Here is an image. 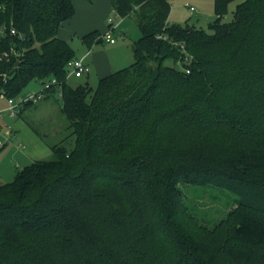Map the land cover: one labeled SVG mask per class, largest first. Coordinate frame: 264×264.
Returning <instances> with one entry per match:
<instances>
[{"label": "trees", "instance_id": "1", "mask_svg": "<svg viewBox=\"0 0 264 264\" xmlns=\"http://www.w3.org/2000/svg\"><path fill=\"white\" fill-rule=\"evenodd\" d=\"M228 1L207 32L172 23L170 0H111L141 35L92 89L67 81L73 0H0V95L49 81L75 136L0 184V264H228L264 243V0L225 22ZM186 183L238 194L229 237L190 211Z\"/></svg>", "mask_w": 264, "mask_h": 264}, {"label": "rangeland", "instance_id": "2", "mask_svg": "<svg viewBox=\"0 0 264 264\" xmlns=\"http://www.w3.org/2000/svg\"><path fill=\"white\" fill-rule=\"evenodd\" d=\"M216 0H170L172 9L169 20L172 23L183 26H193L203 28L207 32H212L211 24L217 18L215 12ZM244 0H229L227 11L222 20L229 22L234 17L237 4ZM193 7V9H192ZM109 16L114 18L115 28L111 31L113 37L121 47H111L105 37L101 41L94 43L96 49H107L112 59L118 60L123 55L127 60L115 64V70L130 66L135 60L133 50L134 41L141 35V31L133 17H122L115 11H111ZM109 16L102 19L97 26L101 32H108ZM108 19V20H107ZM1 34V33H0ZM80 54L87 50L88 45L82 40L80 34H75L69 41ZM122 50V51H121ZM101 57V56H100ZM167 64H174L172 60H167ZM174 65L180 66L179 63ZM67 81L72 86L83 84L86 81L96 88L100 77L93 71L90 79L89 73L83 76H75L73 69L68 67ZM114 70V71H115ZM43 87V82L32 80L21 92L22 95L28 92H37ZM47 99V100H46ZM47 103L42 107L41 104ZM62 100H57L53 95L44 97L43 100L35 102L22 115L10 116L7 111L9 106L8 97L0 95V184L14 180L17 172L34 160L50 158L52 156L51 145L66 140L69 149L74 147L75 136L71 135L68 128V120L61 111ZM38 106V107H37ZM184 194V201L190 211L207 227L217 228L218 232L229 237V227L231 212L236 207L239 200L238 194L223 185L209 184H180ZM221 236L214 238V243L220 240ZM231 246V245H230ZM229 246V247H230ZM248 252V258L236 261H229L228 264H264V243L252 246ZM221 256H219L220 258ZM221 263L226 264L224 258Z\"/></svg>", "mask_w": 264, "mask_h": 264}, {"label": "crops", "instance_id": "3", "mask_svg": "<svg viewBox=\"0 0 264 264\" xmlns=\"http://www.w3.org/2000/svg\"><path fill=\"white\" fill-rule=\"evenodd\" d=\"M73 2L76 8V11L72 17H70L69 19L63 22L62 26L59 29V33H58V35L61 38L67 41H70V39H72V36L77 33L80 34L83 40V36L86 33L96 30L98 28L97 26L101 24L98 21L108 18L111 11H114L111 0H73ZM110 43H112L113 46L111 47L113 49L114 47L120 48L122 45V44H118L117 46L116 39L114 42H110ZM122 55L123 56L120 59L114 61L112 57L109 55V53L107 52V49L101 52V50L96 49V45L93 44L87 50H83L82 52H80V54H76V57L84 58L85 61L89 64L90 73L87 76V78L90 79L91 73L93 71L100 78L115 72L116 71L115 64L119 62H124L125 59L127 60V56L124 55L123 53ZM86 82H90V81H86ZM41 100H43V98ZM47 105H48L47 103L41 104L42 107L47 106ZM29 107L30 106H28V108H26L22 112V114L25 113L29 109ZM22 114H19V115H22Z\"/></svg>", "mask_w": 264, "mask_h": 264}, {"label": "built area", "instance_id": "4", "mask_svg": "<svg viewBox=\"0 0 264 264\" xmlns=\"http://www.w3.org/2000/svg\"><path fill=\"white\" fill-rule=\"evenodd\" d=\"M109 22L114 24V18L112 16L109 17ZM112 30L113 29L110 28L108 32H106V34L103 36L106 38V40L110 42L115 41V38L113 37L111 33ZM1 32L2 30H0V33ZM11 32L13 34H16V30L14 28L11 29ZM7 54H8L7 52H4V54L0 53V58H2L4 55H7ZM68 67H71L73 69V72L75 76L77 77L83 76L85 73H88L90 71L89 64L82 57H75L71 59L68 63ZM51 82H56V80L53 79ZM50 84L51 83L49 81L46 82L42 87L43 90H40L37 92H28V94L26 95L20 94L17 97H8V103H9V106L7 107L8 114L10 116H16L19 113L20 108L27 102H37L41 100L42 98H44L46 96V90L50 87ZM3 111L4 109L0 110V114H2Z\"/></svg>", "mask_w": 264, "mask_h": 264}, {"label": "water", "instance_id": "5", "mask_svg": "<svg viewBox=\"0 0 264 264\" xmlns=\"http://www.w3.org/2000/svg\"><path fill=\"white\" fill-rule=\"evenodd\" d=\"M89 82H87V84H88Z\"/></svg>", "mask_w": 264, "mask_h": 264}]
</instances>
